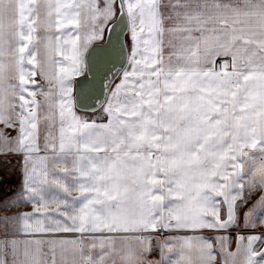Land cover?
<instances>
[{
    "label": "snow or ice",
    "instance_id": "6c2138e0",
    "mask_svg": "<svg viewBox=\"0 0 264 264\" xmlns=\"http://www.w3.org/2000/svg\"><path fill=\"white\" fill-rule=\"evenodd\" d=\"M0 264H264V0H0Z\"/></svg>",
    "mask_w": 264,
    "mask_h": 264
}]
</instances>
